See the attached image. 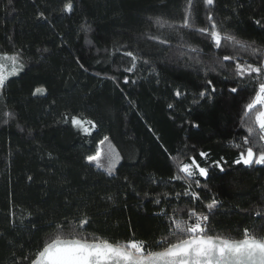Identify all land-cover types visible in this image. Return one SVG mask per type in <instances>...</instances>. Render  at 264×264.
I'll use <instances>...</instances> for the list:
<instances>
[{
  "label": "trees",
  "instance_id": "obj_1",
  "mask_svg": "<svg viewBox=\"0 0 264 264\" xmlns=\"http://www.w3.org/2000/svg\"><path fill=\"white\" fill-rule=\"evenodd\" d=\"M64 2L14 0L8 6L7 0H0V51L11 54L15 47L25 52L24 70L9 76L0 98V231L6 237L0 239V264L22 259L46 238L45 231L31 230L29 220L21 223L19 217L31 213L38 229H48L49 220H62L77 205H87L92 216L88 231L96 235L123 240L135 232L139 239H158L167 222L155 214L164 209L171 215L174 208L180 212L190 207L189 197L175 199L185 186L169 182L174 171L170 156L191 152L193 145L209 152L212 161H227L224 172L211 168L207 180L200 178L206 189H195L204 202L213 196L221 202L211 217L213 229L238 235L242 226L259 222L252 211L264 201V166L233 163L238 155L233 145L246 135L238 114L247 92L230 93L235 81L209 73L218 91L210 102L200 100L204 73L198 71L202 65L190 59L196 54L179 47V37L171 29L154 23L157 18L179 22L184 0H74V13L61 15ZM240 2L245 7L230 23L243 38L259 41L261 34L250 17H264V0ZM235 3L219 0L218 18ZM37 10L45 11L49 21H37ZM194 11L202 25L201 0H195ZM85 19L92 27L87 36L80 31ZM149 36L169 38L170 44L160 45ZM185 39L205 47L199 37ZM124 50L150 63H139L134 73H126L129 58L122 56ZM199 58L210 63L207 54ZM106 76L117 77L119 87ZM124 76L129 77L127 85ZM37 88L46 94L33 96ZM177 89L185 95L176 98ZM9 112L14 118L5 122ZM65 113L93 119L99 127L86 136L62 123ZM104 136L122 157L114 180L84 159L94 154ZM200 210L207 211L202 206ZM10 219H16L18 231L11 229ZM10 239L16 243L9 245Z\"/></svg>",
  "mask_w": 264,
  "mask_h": 264
},
{
  "label": "snow or ice",
  "instance_id": "obj_2",
  "mask_svg": "<svg viewBox=\"0 0 264 264\" xmlns=\"http://www.w3.org/2000/svg\"><path fill=\"white\" fill-rule=\"evenodd\" d=\"M7 4L13 6L14 0H7ZM201 4L204 13L202 25L197 23L195 0H184L179 22L172 23L157 18L154 23L160 29H171L179 37L178 46L186 47L188 53L196 54L195 58L190 59L202 65V69L198 71L202 70L204 73L203 90L198 92L200 100L210 102L214 99L213 94L218 91L217 83L209 78V73L223 75V79L235 81V86L228 89L230 93L247 92V98L238 114L240 127L245 129L246 135L240 138V143L233 145L238 149V155L233 163L246 168L264 166V17H250L251 23L261 34L260 40L257 41L243 38L230 23L234 16L241 15L240 10L245 7L240 0H236L229 13L221 18H218L219 0H201ZM74 11V0H65L59 8L61 15H72ZM35 18L41 22L49 21L45 11L41 10H37ZM152 19L149 17V20ZM80 31L86 36L92 31L91 24L86 19L80 25ZM186 36L199 37V41L205 47L189 44ZM9 39L11 40V37ZM149 39L156 40L160 45L170 44L169 38L149 36ZM61 43L63 44V40ZM88 43H91V40ZM184 54L181 53L182 56ZM202 54L208 55L210 63L199 58ZM24 56L22 48L16 50L14 47L11 54L0 51V98H3L4 90L8 87L9 76L18 75L24 70ZM122 56L129 58V65L123 69L126 73H134L139 63L145 65L150 63L134 51L124 50ZM5 62L10 64L11 69L7 74ZM76 62L87 72L79 59ZM104 79L112 80L119 87L117 77L106 76ZM129 82V77L124 76L123 83L127 85ZM131 83L135 84L136 81L132 80ZM45 94L44 88H37L32 93L33 96ZM174 95L180 98L185 93L177 89ZM129 103L131 104V101ZM173 107V104H168L169 109ZM5 116V122L14 118V114L10 112ZM61 121L64 124H71L86 136H91L99 127L98 122L93 119H84L68 113L62 114ZM192 126L199 127L198 124ZM106 142H109L108 136H104L99 143L103 145ZM164 151L167 153V148H164ZM102 152L103 150L98 147L94 154L87 155L84 158L86 164L93 166L108 178L117 179V165L120 164L121 155L110 143L108 152L105 154ZM49 155L51 158V154ZM170 159L174 171L169 177V182H179L185 186L175 193V199L189 197L190 207L180 212L174 208L171 215L164 209L156 213L155 215L167 222L165 232L158 239H139L136 238V233L132 232L131 237L121 240L89 232L92 216L87 210V205L74 206L75 212L66 214L62 220H49L48 229H38L31 219V213H28L27 216L19 217L21 223L28 219L31 230L45 231L46 238L37 241L36 246L29 248L28 254L23 255L22 259H13L12 264H264V201L258 209L252 211L253 215L260 217L259 222L253 221L251 227L242 226L238 235L217 232L211 226V217L215 215L221 202L215 196L204 202L201 193L195 189H206L207 184H202L200 178L207 180L211 168L224 172L227 161L223 157L212 161L209 152L198 150L195 145L192 146L191 152H181L176 156H170ZM28 179L31 180L32 177L29 176ZM153 182H156L154 178ZM123 184L125 187L128 186L127 176L123 178ZM139 194L137 192V195ZM167 195L163 194L165 198ZM106 199L112 200V196L106 195ZM153 203L160 205L161 200L153 199ZM200 206L207 211L200 210ZM11 215L15 216L14 213ZM9 225L14 231L19 230L16 219H10ZM0 239H6L2 231ZM15 243L14 240H8L9 245Z\"/></svg>",
  "mask_w": 264,
  "mask_h": 264
},
{
  "label": "rangeland",
  "instance_id": "obj_3",
  "mask_svg": "<svg viewBox=\"0 0 264 264\" xmlns=\"http://www.w3.org/2000/svg\"><path fill=\"white\" fill-rule=\"evenodd\" d=\"M5 64H6L5 73L7 74V72L10 71L11 69H10V64H8L7 62H5ZM99 148H101L103 150L102 154L107 153L109 150V142H106L103 145H99Z\"/></svg>",
  "mask_w": 264,
  "mask_h": 264
}]
</instances>
